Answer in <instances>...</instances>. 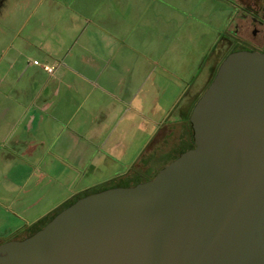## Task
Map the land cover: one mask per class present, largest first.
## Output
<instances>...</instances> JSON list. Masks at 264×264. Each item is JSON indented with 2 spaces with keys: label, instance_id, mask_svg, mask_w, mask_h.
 Masks as SVG:
<instances>
[{
  "label": "water",
  "instance_id": "95a60500",
  "mask_svg": "<svg viewBox=\"0 0 264 264\" xmlns=\"http://www.w3.org/2000/svg\"><path fill=\"white\" fill-rule=\"evenodd\" d=\"M190 122L152 179L79 198L0 264H264V51L230 52Z\"/></svg>",
  "mask_w": 264,
  "mask_h": 264
},
{
  "label": "rangeland",
  "instance_id": "374dc122",
  "mask_svg": "<svg viewBox=\"0 0 264 264\" xmlns=\"http://www.w3.org/2000/svg\"><path fill=\"white\" fill-rule=\"evenodd\" d=\"M18 1L10 0L1 8L0 55L12 37L18 45L24 34L31 33L32 43L50 45L53 51H58L51 56H22L18 61L24 66L30 62L48 79L52 75L43 69V62L54 65L58 60L69 61L67 52L81 53L83 44L94 46L99 55L109 54L111 43L108 41V47L103 48L104 35L108 33H100L104 30L102 27L115 30L117 38H128V32L135 27L136 35L131 37L145 51L137 53V58L150 62L154 74L150 82L139 77V82L132 85L139 94L144 89L146 113L138 115L137 123L130 128L132 144L124 159L130 160V169H121L119 174L113 173L122 164L119 160L107 172L96 169L86 175L84 172L71 174L69 169L80 167L58 160L48 165L29 163L30 157L18 155L17 149L0 144V244L34 234L83 196L148 181L180 153L193 148L189 123L179 128L182 108L191 102L195 105L206 91L216 74L210 70L213 62L219 60V65L236 49L237 44L229 47L230 27L241 6L240 0H26L23 5L22 0ZM20 27L21 35H14ZM93 31L97 34L91 37ZM48 32L51 33L46 35ZM147 36L148 42L158 38V44L146 47ZM118 49L123 56L125 47L118 46ZM10 55L7 52L1 58L9 60ZM142 120L146 122V129L139 126ZM164 123L174 131L163 139L160 129ZM146 143L150 149L145 150V158L141 159ZM46 173L57 178L47 182L42 178L39 186H33L38 175ZM29 174L32 180L27 181L26 187L32 189L26 195L23 184ZM33 200L38 201L30 205Z\"/></svg>",
  "mask_w": 264,
  "mask_h": 264
},
{
  "label": "crops",
  "instance_id": "0c3cea01",
  "mask_svg": "<svg viewBox=\"0 0 264 264\" xmlns=\"http://www.w3.org/2000/svg\"><path fill=\"white\" fill-rule=\"evenodd\" d=\"M9 2L10 0H0V11ZM25 3L26 0H22L21 4ZM21 27L14 35H21L19 34L23 31ZM99 28L104 29L100 33H108L104 35L103 48L108 47L109 41L111 43L109 54L99 55L100 51L98 52V49L95 51L94 46L83 44L81 53L67 52L69 61L58 60L54 65L43 62L41 65L44 70L46 66L53 67L52 73L45 70L52 75L48 79L41 76L39 69H34L30 62L24 66L18 59L32 55L51 56V53L58 51H53L52 46L43 47L42 43H32L30 33L24 34L18 45L14 43L12 37L1 49L0 144L2 147L17 149L18 155L30 157L28 160L32 161L29 163L48 165L58 160L60 163H72L75 167H80L75 170L69 169L71 174L84 172L83 175H86L89 170L96 169L107 172L118 160L126 167L123 168L120 164L118 169H113V173L119 174L122 170L130 169V160H124L132 144L133 134L130 128L137 123L138 115L142 116L146 113L144 89L142 88L139 94L132 85L139 82V77L144 82H150L154 70L150 62L139 61L137 58V53L145 51L139 49L140 44H136L131 37L132 34L136 35L135 27L132 32H128V38H117L115 30ZM1 32L6 33L4 29ZM49 33L51 32L46 35ZM96 34L94 31L90 32L91 37ZM147 39L148 36L146 42ZM158 42V38H154L146 43V47H155ZM118 46L125 47V50H122L123 56L120 55L121 51L117 50ZM100 48L103 50L102 47ZM7 52L11 54L10 59H2L1 57ZM142 57L146 58L143 53ZM217 67L215 60L210 67L211 72L215 73ZM126 84L129 86L126 87ZM127 90L129 92L125 93ZM193 105L191 102L189 106H183L179 128L188 122ZM145 123L142 120L139 124L140 128L146 129ZM173 131L174 129L164 123L160 129L162 134L159 136L164 139ZM147 144L145 149H142L140 158H145L146 151L150 149ZM7 159L6 156L5 160ZM42 178L47 182L57 177L47 173L40 174L33 186H39ZM30 180L32 179L29 174L23 184V190ZM31 189L32 187H26V195H29ZM37 201H31L30 205Z\"/></svg>",
  "mask_w": 264,
  "mask_h": 264
},
{
  "label": "flooded vegetation",
  "instance_id": "af4514ba",
  "mask_svg": "<svg viewBox=\"0 0 264 264\" xmlns=\"http://www.w3.org/2000/svg\"><path fill=\"white\" fill-rule=\"evenodd\" d=\"M240 5V10H238L236 15L233 17L230 27L232 32V39L229 43V47H232L237 44L236 49L231 50V52L236 50H251L263 52L264 0H240ZM234 36L237 37V40H234ZM218 61L219 60H217V64ZM221 62L219 63L216 72ZM188 123L192 130L190 137L192 139L194 147L195 142L193 137L192 124L190 122V116L188 118ZM185 141H188V139H186Z\"/></svg>",
  "mask_w": 264,
  "mask_h": 264
},
{
  "label": "built area",
  "instance_id": "2783aa9c",
  "mask_svg": "<svg viewBox=\"0 0 264 264\" xmlns=\"http://www.w3.org/2000/svg\"><path fill=\"white\" fill-rule=\"evenodd\" d=\"M45 70H47L49 73H52L53 72V67H49V66H46L44 67Z\"/></svg>",
  "mask_w": 264,
  "mask_h": 264
}]
</instances>
